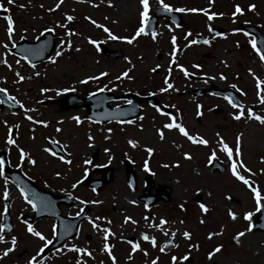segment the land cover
Listing matches in <instances>:
<instances>
[{
  "label": "rangeland",
  "instance_id": "rangeland-1",
  "mask_svg": "<svg viewBox=\"0 0 264 264\" xmlns=\"http://www.w3.org/2000/svg\"><path fill=\"white\" fill-rule=\"evenodd\" d=\"M57 3L60 5L58 8ZM160 3L174 10L185 9L180 13L183 14L186 27L194 30V33L205 30L204 35H207L206 29L210 27L229 33V29H234L238 21L254 22L264 28V0H212V3L209 0H160ZM160 3L149 0V16ZM249 5H255V10L248 11ZM236 6L241 8L243 15H232ZM5 8L8 9L7 12L4 11ZM192 9L196 11H191ZM141 10L139 0H13L12 4L8 0H0V61H3L0 63V88H4L8 96L14 98L12 103L18 106L16 111L0 113V151H5L12 167L36 181L40 187L58 194L76 189L80 201L89 200L94 204L91 208L93 215H108L115 220L114 226H111L113 233L128 230L130 234L138 236L130 225L123 228L121 225L124 209L132 214L130 206L123 202L127 197H136L135 193L127 190L124 180L122 152L126 145L116 136V131H108L101 125L85 121L84 108L62 109L59 100L64 94L85 97V94L94 93V89L103 88L115 94L123 91L153 94L169 103L171 98H178L174 90H184L186 93L180 98H183L189 113H186L183 120L175 117V123L184 127L190 135L195 134L207 141L206 146L194 145L188 139L180 138L178 130L164 129L163 124L169 121L161 118L158 120V129L163 133V139L154 132L152 137L146 135L142 138L148 143L146 145H152L149 143L153 142L156 149L155 162L158 164L154 169L155 191L160 185H166L171 190L170 201L158 203L152 211L157 225H160L161 219L166 221L158 227V240L154 239L156 246L153 247L151 240L147 243L155 249L152 256L142 257L140 252L130 251L136 257L131 256L129 259L126 254L128 248L120 244L115 245V249L108 250L111 257L104 251V244L109 239L104 241V230L96 227L89 232L91 240H78L82 247L77 246L81 249L92 248L84 249L90 253L91 261L82 252L63 247L46 260L41 255L38 256L33 264H76L77 260L80 264H113V259L115 264H151L150 258L158 253L165 255L166 259L158 256L157 264H172V256L177 257L176 264H181L183 253H190V259L183 260L187 263L182 264H264V233L248 231L250 222L243 219L245 213L257 209L253 193L241 181H237L230 170L231 164L237 165L239 174L249 180V184L260 194L261 205H264V124L247 115L252 112L253 116L264 118V92L257 88V80L264 84V63L253 48H240V45L250 46L243 37L234 38L227 34L222 42H213L216 44L211 48L189 49L184 30L176 29L163 21L158 24L154 40L142 35L130 45L126 43V39L134 35V28L140 24ZM205 13L213 15V19L209 21ZM5 16L13 20L11 40L8 39ZM66 16H72L73 20L66 21ZM96 24L101 27L97 28ZM46 28L53 29L51 33L58 37V41L45 62L30 64L10 51L21 40L34 41ZM104 28L109 29L118 39H108ZM172 37L176 38L175 50H179L175 54ZM89 40L94 43L89 44ZM98 42L104 43L111 50L121 51L124 59L104 58L95 47ZM57 51L61 52L59 57L55 55ZM181 67L186 72L201 75L211 81L212 85L225 88L235 85L243 91V108L236 110L227 102L220 104L211 101L209 103L212 104H209L207 101L203 104L205 109L208 108L198 119L197 108L193 105L195 98L192 97L191 90L188 93V88L194 89L201 84L187 81L184 72L180 71ZM101 73L106 75L100 76ZM123 73L128 76L117 79ZM221 75L225 77L224 80L220 79ZM90 76L100 78L89 80L86 84L80 83ZM166 81L173 87L162 91L167 88ZM186 83L190 87L184 88ZM162 92L165 95H160ZM205 98L203 99L206 100ZM181 100L178 99V102H182ZM121 104L123 102H111L109 107ZM212 105L218 107L221 113L212 114L209 110ZM250 107H254V110L250 111ZM144 113L152 114L154 110L146 108ZM238 113L241 114V119L233 122L235 119L230 116ZM72 117L79 118L80 123L77 124ZM11 132L14 133L12 137ZM237 136L240 137L239 160L235 158ZM9 138L14 141L12 145L6 143ZM47 139L58 142L70 154L68 165L53 157L46 145ZM221 140L233 151L231 161L221 151ZM45 148L49 151L45 152ZM20 150L25 153L24 161L19 158ZM95 152L99 153L96 166L108 164L114 172L111 183L98 193L81 183L84 175L89 172V159ZM185 153L191 159H184ZM213 153L214 159L219 160L224 168L222 173L209 172L208 158ZM139 155V159L144 156L149 158V154L143 151ZM29 159L35 163L29 164ZM241 163L250 171L244 172L239 167ZM101 174H91L90 178L98 179ZM4 183L0 174V206L3 204L1 189ZM7 198L14 207H10L14 226L10 235L0 242V254L12 247L13 237L17 242L8 256L0 255V264H27L44 245L38 237L26 231L28 225L20 220V216L28 210L19 191L11 188ZM198 202L208 210L202 212ZM229 211L236 215V220L229 218ZM133 212L132 216H139L138 210L134 209ZM35 224L32 227L47 238L49 223L38 221ZM185 231L190 234L189 239H184ZM238 232H245L239 244L233 240ZM173 233L175 247L161 252L162 242ZM143 234L148 235L146 231ZM209 234H213L211 239H208ZM217 245L222 246V251L213 260H209L206 254ZM143 246L145 249V245Z\"/></svg>",
  "mask_w": 264,
  "mask_h": 264
},
{
  "label": "flooded vegetation",
  "instance_id": "flooded-vegetation-1",
  "mask_svg": "<svg viewBox=\"0 0 264 264\" xmlns=\"http://www.w3.org/2000/svg\"><path fill=\"white\" fill-rule=\"evenodd\" d=\"M250 24H252L254 26H258V28L261 31L264 32V28L262 27V25L256 24L254 22H252ZM235 25H237V24H235ZM180 29L184 30L185 39L191 38L192 33L195 32L194 30H190V28L186 27V24H184V26L182 28H180ZM209 29H211V31H209ZM236 29H237V27H236ZM215 30L218 31V29L210 27V28L206 29V34L207 35H204V31L205 30L201 31V34L198 33L203 39L208 41L207 44H210V48H211L212 41H214V38L212 36V32H214ZM231 30L232 29H229V32ZM231 32H233V33L231 34ZM231 32H230V35L233 36L234 38L235 37H243V38H245L247 40H249V39L253 40L252 36H246V35L240 34V33L236 34V30H232ZM227 33L223 32V30L220 29V32H219L220 37L218 39H216L215 41L222 42L224 40V38H225L224 36ZM137 40H138V38H136V40H134L133 43L130 44V45H133ZM207 44H205V45H207ZM214 45L215 44H212V47ZM194 47L203 48V46H195V45H193V47H191V45L189 43V49L194 48ZM196 83H200L201 84L197 88H206V87L208 88L210 86V84H208L205 81L204 82H196ZM205 83H207V86H205L206 85ZM186 86L190 87V85L188 83H186L184 85V88ZM262 86H263V90H264V85L262 84ZM190 90H191V92H193L192 88L191 89L188 88V93L189 94H190ZM174 91H175L174 92L175 96L178 97V98H171L169 100L170 101L169 103H167L168 101L164 102L161 99L157 98L158 101L161 103L160 105H162V107L161 106L160 107H150L147 104H143V106H141V111L142 112L137 117H135L134 120H130V121L123 122V123L104 124V126H103L107 130L116 131V133H115L116 136L118 138H120L121 141H123V143L126 145L124 151L122 152V154H123L122 163L125 164V162L128 161L130 163L132 171L136 175L137 187H136L135 190H130V192L136 194V197L135 198L127 197L123 203L126 202L128 204V206H130V208L132 209V214L134 213L133 212L134 209L138 210V215L139 216L138 217H137V215L132 216V214L129 213L128 209H124L125 212H124L122 217L123 218L128 217V218H130L131 220H133L135 222H139L141 227L145 228V230L147 229L148 231L153 230V227L156 226V225H153V224H155V218H154L155 216L153 215L152 211H153L154 207L157 204H153L151 207H145L144 204H143L144 202L140 200V196H141L142 190L144 188V185L146 183H149V185L151 187V189H150L151 192L153 190H154V192H156L155 191V189H156L155 185L156 184H155V181H154V179L156 177L155 176L156 175V171H154V169H155L156 164H158V163L155 162V160H156L155 159V155H156V151L155 150L156 149L153 146V142L149 143V144H152V145H146L148 143H146L144 141V139H142V138L144 136H146V135H149L150 137H152L151 135H152L153 132H154V134L157 135L159 118L164 119L167 122L166 118L168 119L169 116H171V117L177 116L180 120L181 119L183 120L184 116L187 115L186 113H189V110H186V108H185L186 104H185L183 98H180V96H182V94H184L186 92L184 90L179 91V89H176ZM164 94L165 93L162 92L160 95H164ZM215 96L216 97L205 95V96L193 99V102H195V104H193V105H195L196 108H197L198 105L200 106L199 110H200L201 114L199 116L197 115L198 119H200L202 114L204 115V112L208 108L207 107L205 109L204 104H203L204 102L208 101V103H209L211 101H217L220 104H222V103L224 104L225 99H226L225 97L217 96V95H215ZM204 97H206L205 98L206 100L203 99ZM240 97L241 98L243 97V91H242ZM178 99H182L181 100L182 102H178ZM258 99H260V98H258ZM263 99H264V97L262 98V100ZM167 104L169 106H166ZM209 104H212V103H209ZM146 108H150V109L154 110V113H152V114L144 113V110ZM156 109H160V112L158 113ZM216 109H219V108L216 107V106L213 107V105L209 108L210 112H212V114H214V115H217V113L215 112ZM252 110H254V107H252ZM219 111L220 112H218V114L221 113V110H219ZM161 112L164 113L165 115H161L160 114ZM196 114H197V111H196ZM168 121H169V119H168ZM183 125L186 127L185 124H183ZM131 138H133V139H131ZM129 141L134 142L135 147L131 146L129 144ZM154 145H155V143H154ZM145 149H150L151 150V154H149L147 151H145ZM142 151L145 154H149L150 155L149 156L150 157L149 161H146V157L145 156L142 159H139L140 158L139 153H142ZM145 162H147V165L152 169L150 172H146V173L144 172V164H145ZM148 175H150V176H148ZM148 177H150V178L148 179ZM124 180H125V173H124ZM9 189H10V187H9ZM9 189H8V192H9ZM2 190L4 192L5 188H2ZM8 192H7V194H8ZM81 204H83V203H81L79 200L71 197V199L69 198V199H66V200H62L61 202H58V204H57L58 206L57 207L59 208L62 217L72 218V217H75L76 215H78V213L80 211L79 208H80ZM86 205L91 207L90 206L91 204H85L84 206H86ZM4 206H6V204H4ZM4 206H3V209H4ZM7 206L9 208V210H10V207H13V205L11 203L7 204ZM87 214H88V216H90L91 211L88 210ZM146 214H148L149 216L146 217ZM105 217L106 218L103 217V219H101L102 220V225L109 227L110 223H113V219L108 217V215H105ZM90 218H92V217L90 216ZM42 220L45 221L46 224L49 223L51 225V227L53 229H55L56 223L54 222L53 219H51V218H43ZM152 220H153V222H152ZM89 221H90V219H86V220L82 221L78 225V227L76 229V232H75V235L73 236L71 241L63 244L61 246V248L65 247L67 245L77 248V246L79 245L78 240H82V239L84 241H86V242L90 241L92 237H91L89 232L92 230L91 229L92 228V223H89ZM103 222H106V225H104ZM142 224L144 226H142ZM98 226H100V225H98ZM49 239H51V237H49L48 240Z\"/></svg>",
  "mask_w": 264,
  "mask_h": 264
},
{
  "label": "snow or ice",
  "instance_id": "snow-or-ice-1",
  "mask_svg": "<svg viewBox=\"0 0 264 264\" xmlns=\"http://www.w3.org/2000/svg\"><path fill=\"white\" fill-rule=\"evenodd\" d=\"M157 2L160 3V0H157ZM8 3H9V4H12V3H13V0H8ZM209 3H212V0H209ZM139 4H140V7H141V9H142V10L140 11V13H139V16H140V25H141V26H140L139 29H137L136 33H135L131 38L126 39V43H128V44H132L133 41L136 40V38H137L138 36H140V35L144 32V25H145L146 21L148 20L149 0H139ZM59 6H60L59 3H57L56 7L58 8ZM110 6H111V5H110ZM160 7L163 8V9H164L165 11H167V12H171V11H173L172 8H170L168 5L163 4V3H160ZM54 10H55V9H49V11H54ZM254 10H255V5H249V6H248V11H254ZM4 11L7 12L8 9L5 8ZM175 11H177V12H183V11H185V9H175ZM191 11H196V10H195V9H192ZM205 14L207 15V13H205ZM237 14L243 15V12H242V10H241V8H240L239 6H236L234 12L232 13L233 16H235V15H237ZM4 19L7 21V29H6V31H7V34H8V39L11 40V39H12V33H13V20H12L10 17H8V16H5ZM85 19H88V17H85ZM207 19H208L209 21H211V20L213 19V15H207ZM65 20L70 22V21L73 20V17H72V16H66V17H65ZM90 22H91V23H95L94 21H90ZM114 22H115V21H114ZM59 26H60V27H64V25H59ZM95 26H96L97 28L101 27L99 24H96ZM45 31H46V32H52L53 29H52V28H46ZM104 31L107 33V35H108V39H110V40H117V39H118V37H117L116 35L112 34V33L109 31V29L104 28ZM209 31H211V29H209ZM73 34H74V33H69V35H73ZM155 35H156V34L153 32V33H152L153 38H155ZM175 42H176V38H175V37H172L173 53H175ZM88 43H89V44H93L94 42H93L92 40H89ZM191 43H192V44H195V43H197V41L192 40ZM204 43L207 44L208 41L205 40ZM249 43L251 44L253 50L256 51V49H257L256 42L250 40ZM5 46H6V45H5ZM14 46H15V45H13V47H14ZM69 47H70V45H69ZM77 50H79V49H77ZM55 55H56L57 57H59V56L61 55V52H60V51H57V52L55 53ZM257 55L260 56V52H259V51H257ZM260 59H261V62L264 63V56H260ZM53 62H55V61H53ZM0 63H3V61H0ZM193 67H198V66H197V65H193ZM225 67H227V65H225ZM180 71H181V72H184L185 76L188 75V73L185 71L184 68L181 67V68H180ZM250 74H251V73H250ZM104 75H106V73H101V74H100V76H104ZM127 76H128L127 73H123L122 76L117 77V79H122V78L127 77ZM99 78H100V77H97V76H90V77H88V78H86V79H84V80H81L80 83H81V84H86V83H88L89 80H98ZM129 78H130V77H129ZM20 79H23V77H20ZM209 79H212V77H209ZM220 79H221V80H224L225 77H224L223 75H221V76H220ZM166 83H167V81H166ZM172 87H173V85H172L171 83H167V88L162 89V91H167L168 89H171ZM232 87H235V85H232ZM259 87H260V81L257 80V88H259ZM104 90H105V89L101 88V89H99L98 91L103 92ZM45 91H46V90H45ZM0 93H3L5 96H7V98H8L9 101H11V100L14 99L13 97L8 96V94H7V92L5 91L4 88H0ZM92 95H94V93H93ZM262 102H264V101H262ZM129 103H131V102H129ZM229 103L231 104V106H232L233 108H237V107H238L237 104L233 103L232 101H229ZM21 107H23V105H21ZM199 109H200V106L198 105V106H197V115H198V116L201 114ZM156 110H157V112H160V109H156ZM26 111H27V110H26ZM160 114H161V115H165V114L162 113V112H161ZM247 115H248V117H249L250 119H255V120H257L260 124H264V118H261L260 116H253L252 112H248ZM26 118L30 119V117H26ZM72 119L75 120L77 124L80 123L79 118H77V117H72ZM168 119L171 120L172 117L169 116ZM233 119H235V120H240V119H241V114L238 113V114L234 115V116H233ZM163 128H164V129H168V130L178 129L180 135L185 136V137H186V138H187L192 144H194V145H195V144L204 145V146L207 145V141H206V140L201 139V138H199L198 136H192V135H190V134L185 130V128L182 127V126H181L180 124H178V123H175V122L165 123V124H163ZM57 131H60V129H57ZM157 134L160 136L161 139H163V133H161L159 129L157 130ZM89 139L91 140L92 137H89ZM239 142H240V137L237 136V138H236V149H235V158H236L237 160L240 159V143H239ZM6 143H7L8 145H12V144L14 143V141H13L11 138H9V139L6 140ZM53 143H55V142H53ZM220 143H221V145H222V147H221V151L224 152V153L228 156L229 161H231V160L233 159V151L230 150L229 147H228L226 144H224V142H223L222 140H221ZM129 144H130L131 146L135 147L134 142L129 141ZM44 151H45V152H48L49 150H48L47 148H45ZM145 151H147L149 154H151V150H150V149H145ZM214 157H215V154H214V153H213V155L209 156V158H208V159H209V163H211V161L214 159ZM19 158H20L21 161H24V160H25V153H24L23 150H20V152H19ZM184 159H186V160L191 159V156L188 155L187 153H185V154H184ZM27 162H28L29 164H34V163H35V162H34L33 160H31V159H29ZM65 162L67 163V161H65ZM3 167H4V162H3V161H0V174H2V169H3ZM164 167H168V165H164ZM239 167L242 168V169L244 170V172H249V171H250V170H249L248 168H246L242 163L239 165ZM144 170H145V171H148L147 162H145V168H144ZM230 170H231V175H232L237 181H241V182H242L244 185H246V186L249 185V180L245 179L244 176L240 175L239 172L237 171V165H236V164H231V165H230ZM58 175H59V173H57V176H58ZM73 187H75V185H73ZM251 191H252V193H253V199H254V201L256 202V208H257V211H259V210H261V197H260V194L257 192V190H256L255 188H252ZM23 195H24V193L21 192V196H23ZM6 198H7V193L5 192V199H6ZM81 203H83V201H81ZM200 208H201V211H202V212H206V211L208 210L203 204L200 205ZM33 209L35 210V205H33ZM228 216H229V218L232 219V220H236V219H237L236 215H235L233 212H231V211H229ZM0 217H2V213H0ZM243 219H244L245 221H249V220L251 219V214H250V213H245L244 216H243ZM125 222H126V223H127V222L135 223V221H130V218H128V217H125ZM89 223H92V221L90 220ZM165 223H166V221L163 220V219H161V221H160V225H157L156 227L162 226V225H164ZM201 223H203V221H201ZM92 227H93V228H96L97 225L92 224ZM251 230H252V226H251V224H249L248 231H251ZM26 231H27L29 234H31L32 236L38 237L39 240L43 242L44 247H47L49 244L52 243L51 240L46 239V238H45L40 232L36 231L31 225H29V226L27 227ZM104 232H105L104 239H105V241H107L108 236H109L110 234L108 233V230H107V229H104ZM172 235L174 236L175 233H173ZM212 235H213V234H209L208 239H211V238H212ZM215 235H220V233H215ZM243 236H245V232H238V233L233 237V240H234L237 244H239V243H240V239H241V237H243ZM183 237H184V239H189V238H190V234H189L187 231H185V232L183 233ZM141 239H143V240H145V241H148V240H149V237L146 236V235H142V236H141ZM3 241H4V237H3V236H0V242H3ZM16 242H17V241H16V238L13 237L12 240H11V245H12V247H8V248H6V250H5L2 254H0V255L8 256L9 253L13 252V250H14V246L16 245ZM150 242L152 243L153 247L156 246L154 240H152V241H150ZM44 247L40 248V250L36 253V256H33L31 259H29L28 262H27V264H33V262L36 261L37 257L40 256V253L43 252ZM173 247H175V245H173ZM138 248H139V246H138L137 244H135V243H133V244L131 245V251H132V252H136V251L138 250ZM72 250L75 251V252H78V253L82 252V253H83L84 255H86V256H87V255H90V253L86 252L84 249H81V248H75V249H72ZM108 250H109V245H108L107 243H105V244H104V251H105V252H108ZM160 251L163 252V251H164V248H160ZM221 251H222V246L217 245L215 248L212 249L211 252L208 253V257H207V258H208L209 260H213L214 256H215L216 254L220 253ZM145 255H147L146 252H145ZM129 258H131V253L129 254ZM187 259H188L187 256L182 257V258H181V264H182L183 260H187ZM176 261H177V257H176V256H172V257H171V262H172V264H176ZM76 264H80V261L77 260V261H76ZM113 264H115L114 259H113ZM151 264H157V261H156V260H152Z\"/></svg>",
  "mask_w": 264,
  "mask_h": 264
},
{
  "label": "water",
  "instance_id": "water-1",
  "mask_svg": "<svg viewBox=\"0 0 264 264\" xmlns=\"http://www.w3.org/2000/svg\"><path fill=\"white\" fill-rule=\"evenodd\" d=\"M158 17H160V18L167 17V18L171 19L172 21H180V19H181V16L179 14H176L174 12H167L165 10L160 9V10L156 11L155 16L149 20L150 24H151V22H152V24H154L155 21H157ZM150 24H149L148 30L150 28ZM244 29L247 30L248 32H255L259 36L258 38L260 41V34L257 33V30H255V29L252 30V29H249L247 27H244ZM41 42H42L41 40H38L37 43L30 45V47L36 49L37 57H31V56L26 55V52L22 51L24 46L19 47L20 51L17 52L15 50V52L17 54H19L20 56H22L23 58H25L31 62L43 61L48 57V55L50 54V52L53 48V39L50 40L49 44H47L44 47H42V46L40 47ZM261 43L262 42H259V44H261ZM100 49L105 56H112L113 58H118L120 56L119 52H117V53L110 52L108 49L104 48L103 46H100ZM2 97H3V95H2V93H0V99L4 100V99H2ZM125 98H130V97H125ZM113 99H115V98L110 97L105 93H98V94H95V95L88 97L86 99H83V100H78L74 96H69V97H65L62 100V105L65 108H72V107L78 108L81 106H86L88 113L90 114L91 117H93L94 120L100 121V122H110V121L121 120L122 118L120 116L124 115L125 113H128L129 110L131 113H133V112L136 113L138 103L142 102V100H147V99H140V98L134 99L131 97L130 100H131L132 104L130 106H128L127 108H117V109L112 110V111L106 109L105 107H106L107 103ZM100 107L104 108V110L100 114H96V116H95L94 111L96 109H99ZM95 158H96V155L93 156L92 162H95ZM1 159L4 162V159L2 156H1ZM4 165H5V162H4ZM4 171L5 172L8 171V168L6 166H5ZM111 171L112 170L110 168L106 169L104 172V176L100 181L88 180L87 181L88 186L95 189L96 191L102 189L107 183L110 182V180L112 178ZM17 174L18 173H16V172L11 173V175L13 176V181L16 182L17 184L21 185L22 189L24 190L25 195H26V185H27L28 194H32V196H41L44 199H50V197H51L50 193L43 192V191H41V192L35 191V189L33 187L28 186L29 184H26V181L23 178L21 179L20 176ZM128 177H129V179L130 178L134 179V176L132 175V173L130 172L129 169H128ZM164 191L167 192V188H164ZM165 192L160 193L159 196L163 200H168V195ZM34 194H37V195H34ZM37 206H38L37 209L40 210L38 204H37ZM263 211H264V209H261L260 217L258 218V220L255 224V230L264 231V212ZM3 225H4V229L7 228L5 230V235H6L10 232L11 227H12L10 222H9L8 217L5 218ZM60 234L61 233L58 234L59 239L57 238V240L54 241V243L50 247H48L46 250H48L50 248H56L60 243H62L66 239L67 235H62V237H60Z\"/></svg>",
  "mask_w": 264,
  "mask_h": 264
}]
</instances>
